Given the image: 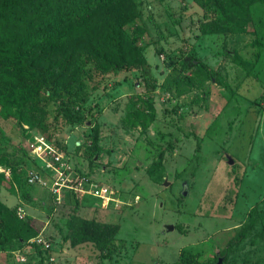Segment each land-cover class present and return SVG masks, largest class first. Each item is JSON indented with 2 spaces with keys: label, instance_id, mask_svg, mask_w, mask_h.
Listing matches in <instances>:
<instances>
[{
  "label": "rangeland",
  "instance_id": "1",
  "mask_svg": "<svg viewBox=\"0 0 264 264\" xmlns=\"http://www.w3.org/2000/svg\"><path fill=\"white\" fill-rule=\"evenodd\" d=\"M134 1L144 63L100 72L74 54L68 84L0 99V195L24 222L21 237L0 233V264H19L17 255L24 264H264V37L253 42L264 21L204 33L215 15L194 0ZM66 107H80L82 120L66 121ZM34 134L129 201L78 198L76 223L118 224L125 247L111 258L90 241L70 244L75 198L55 203L48 188L26 183L29 168L42 170L26 157ZM38 233L50 243L43 251L31 240Z\"/></svg>",
  "mask_w": 264,
  "mask_h": 264
},
{
  "label": "trees",
  "instance_id": "2",
  "mask_svg": "<svg viewBox=\"0 0 264 264\" xmlns=\"http://www.w3.org/2000/svg\"><path fill=\"white\" fill-rule=\"evenodd\" d=\"M194 2L215 15L202 24L204 33L240 34L252 18L257 17L259 24L264 21V0ZM138 15L134 0H0V63H6L3 68L0 66V99H7L15 91L25 95L43 86L56 88L59 82L68 84L78 75L74 54L86 57L100 72L144 63L138 44L144 29L132 25ZM256 36L253 42L259 45L263 30L256 29ZM53 53L54 59L45 60ZM4 110L8 113L11 108L5 104ZM23 110L17 108L16 113L22 116ZM82 113L80 107L63 109L68 122H80ZM23 120L32 125L29 119ZM93 143L96 150L101 149L95 135ZM26 157L30 159L27 152ZM3 179L0 173V183ZM25 181L30 185L26 175ZM68 194L77 201L66 221L70 244L90 241L108 259L125 247V242L115 236L118 224L83 219L76 223L79 197ZM22 197L30 198L28 189L22 190ZM16 208L7 207L0 200V233L8 234L3 240L22 235L24 222L17 216ZM233 244L230 239L225 248ZM35 247L43 251L38 244ZM194 261L190 256L180 264Z\"/></svg>",
  "mask_w": 264,
  "mask_h": 264
},
{
  "label": "built area",
  "instance_id": "3",
  "mask_svg": "<svg viewBox=\"0 0 264 264\" xmlns=\"http://www.w3.org/2000/svg\"><path fill=\"white\" fill-rule=\"evenodd\" d=\"M27 156L40 165L42 170L29 168L26 179L29 184H38L48 188L54 202H59L63 193H72L77 197L91 196L105 204H128L123 200L117 189L103 183H95L88 175L82 174L69 161V157L61 149L53 145L43 135H32ZM23 209L17 206L16 213L22 217ZM34 243L42 249L48 248L50 243L40 233L35 235ZM20 254V253H19ZM19 264H24V257L17 255Z\"/></svg>",
  "mask_w": 264,
  "mask_h": 264
},
{
  "label": "crops",
  "instance_id": "4",
  "mask_svg": "<svg viewBox=\"0 0 264 264\" xmlns=\"http://www.w3.org/2000/svg\"><path fill=\"white\" fill-rule=\"evenodd\" d=\"M49 192V191H48ZM50 193V192H49ZM30 194V193H29ZM50 195H51V197H52V194L50 193ZM53 198V197H52ZM51 198V199H52ZM0 200L7 206V207H12V205H10L11 203H10V201H9V204L7 203V198L5 197V196H2V195H0ZM54 201V200H53ZM17 206H20V205H17ZM23 207V206H22ZM17 253H19V252H17Z\"/></svg>",
  "mask_w": 264,
  "mask_h": 264
}]
</instances>
